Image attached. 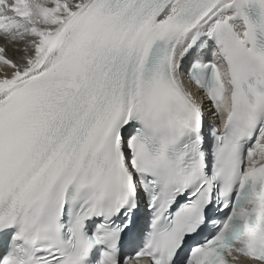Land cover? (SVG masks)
Returning <instances> with one entry per match:
<instances>
[{
  "label": "snow or ice",
  "instance_id": "obj_1",
  "mask_svg": "<svg viewBox=\"0 0 264 264\" xmlns=\"http://www.w3.org/2000/svg\"><path fill=\"white\" fill-rule=\"evenodd\" d=\"M245 262L264 0H0V264Z\"/></svg>",
  "mask_w": 264,
  "mask_h": 264
},
{
  "label": "bare ground",
  "instance_id": "obj_2",
  "mask_svg": "<svg viewBox=\"0 0 264 264\" xmlns=\"http://www.w3.org/2000/svg\"><path fill=\"white\" fill-rule=\"evenodd\" d=\"M12 53L11 52H9V55H11Z\"/></svg>",
  "mask_w": 264,
  "mask_h": 264
}]
</instances>
